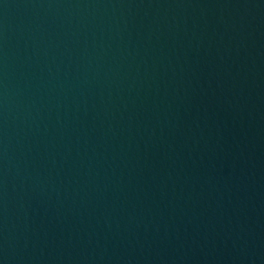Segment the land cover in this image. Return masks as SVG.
Masks as SVG:
<instances>
[{"label": "water", "instance_id": "obj_1", "mask_svg": "<svg viewBox=\"0 0 264 264\" xmlns=\"http://www.w3.org/2000/svg\"><path fill=\"white\" fill-rule=\"evenodd\" d=\"M0 264H264V0H0Z\"/></svg>", "mask_w": 264, "mask_h": 264}]
</instances>
